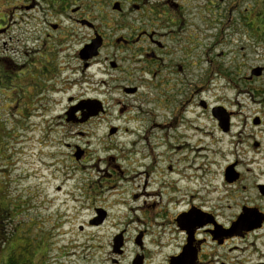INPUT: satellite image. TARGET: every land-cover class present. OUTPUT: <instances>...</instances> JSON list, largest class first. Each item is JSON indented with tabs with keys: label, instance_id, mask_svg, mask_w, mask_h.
<instances>
[{
	"label": "flooded vegetation",
	"instance_id": "1",
	"mask_svg": "<svg viewBox=\"0 0 264 264\" xmlns=\"http://www.w3.org/2000/svg\"><path fill=\"white\" fill-rule=\"evenodd\" d=\"M21 1L32 2V8L40 4ZM19 5L14 6L27 7L24 2ZM238 5V0H192L190 8H184L180 0H52L48 8H58L63 24H50V28L61 31L60 43L69 37L77 49L53 67L52 51H40L51 37L47 33L26 66L10 61L15 72L0 73V79L20 80L25 66L27 75L21 76L27 79L23 84L27 89L23 93L39 111L47 109L49 94L86 82L68 81L69 77L61 75H99L91 85L100 90L115 84L113 89L127 98L126 105L117 102L118 114H126L127 132L130 124L141 123L134 129L138 141L149 143L151 137L158 143L160 139V144L173 142L172 148L182 151V167L166 164L160 168L157 190L149 192L145 180L140 182L139 193L131 195L140 205L130 207L134 217H128V223L143 226L136 230L143 261L147 245L156 252L169 246L161 243L167 235L174 247L166 264L170 258H178V264H264V87H236L237 82L264 80V67L259 75L251 74L255 67L241 78L226 75L227 69L211 58L212 46L204 45L211 21L221 25L216 37L233 21L234 13L241 15L236 22L245 11L256 23L259 12ZM94 43H98L95 56L81 53ZM215 56L220 58L224 52ZM215 77L226 83L214 91L222 95L212 102L207 96L213 93ZM18 85L14 84V91ZM90 102L98 104L96 114L88 115L93 112ZM100 102L97 97H69L59 118L77 126L107 118L108 108ZM72 109L75 112L68 116ZM145 119L150 120L148 127L142 126ZM109 127L119 131V126ZM216 159L225 162L213 169ZM148 173L144 169L138 175L147 177ZM92 190L88 189L91 196ZM166 193V204L177 205L170 221H159L160 215H167L166 207L160 205ZM93 208L100 216L93 217L90 225H96L101 215L103 220L107 216L104 209ZM155 226L158 229H152Z\"/></svg>",
	"mask_w": 264,
	"mask_h": 264
},
{
	"label": "rangeland",
	"instance_id": "2",
	"mask_svg": "<svg viewBox=\"0 0 264 264\" xmlns=\"http://www.w3.org/2000/svg\"><path fill=\"white\" fill-rule=\"evenodd\" d=\"M37 1L40 4L32 8V2L0 0V29L4 30H0V61L5 58L13 64L25 65L34 58V49L40 48L47 33L51 37H47L46 45L40 51L48 48L52 51L49 59L53 67L77 49L69 37L60 43L61 31L50 28V24H63L56 11L58 8L55 11L48 8L52 0ZM230 1L226 0L227 3ZM238 1L239 9L260 10V23L258 19L256 24H259L260 32L263 31L264 0ZM23 2L27 7L14 6L15 3L21 6L19 4ZM191 2L180 0L184 8ZM245 16L249 17L247 22L253 18L244 11L242 20L236 22L241 15L239 12L237 17L234 13L233 21L220 37L216 35L221 25L211 21V28L206 32L210 37L204 42L207 47L212 46L211 58L227 69L224 70L226 75H237L238 78L248 75L252 67H264V36H254L244 22ZM225 19L226 15L222 23ZM68 29L72 31L73 26ZM75 33L76 30L72 35ZM221 51L224 56L217 58L216 53ZM25 66L20 80L0 79V196L5 198L9 194L11 202H18V219L6 226L9 234L13 230L14 238L0 246V264H5L13 245L24 246L23 243H29L31 252L36 253L30 264H130L135 254L141 253L135 240L136 230L143 228L138 222L128 223V217H134L130 207L140 205V201H133L131 195L139 193L140 182L145 180L149 192L157 190L161 181L160 168L166 164L182 167L179 162L182 151H175L173 142L160 144V139L158 143L151 137L149 143L138 141L134 129L141 123L130 124L131 130L127 132L124 128L128 125L126 114L119 115L117 111L120 107L117 102L126 105L127 98L118 89H113L115 84L111 89L101 87L100 90L91 85L99 75H61L69 77L68 81L83 79L86 82L67 85L65 90L49 94L47 109L39 111V106H31L30 99L23 93L27 89L23 85L27 79L21 76L27 75ZM197 78L195 75L196 83ZM225 83L226 80L217 77L212 79L213 93L207 96L210 101L221 97L222 94L215 95L214 91L224 88ZM14 84L23 87L18 85L14 91ZM236 87H264V80L237 82ZM69 97H97L108 108L107 118L79 126L66 124L59 117L67 107ZM109 124L119 126V131L115 129L114 132V127L110 128ZM149 125L148 119L142 123L144 127ZM141 131L140 127L139 133ZM224 162L216 159L213 169H218ZM144 169L149 170L147 177L138 175ZM168 177L163 176L164 181ZM86 187L94 188L93 196ZM168 197V193L161 197L160 205L162 209L166 207L167 215H160L159 221H170L168 218L176 209L177 204H166ZM93 207L107 212L106 218L96 225L89 224L93 217L100 216L94 213ZM14 226L17 227L15 230ZM117 235L122 236V245L114 251ZM161 243L169 246L158 248L157 252L151 245L146 246V259L143 261L142 258V264H166L174 242L165 235Z\"/></svg>",
	"mask_w": 264,
	"mask_h": 264
},
{
	"label": "trees",
	"instance_id": "3",
	"mask_svg": "<svg viewBox=\"0 0 264 264\" xmlns=\"http://www.w3.org/2000/svg\"><path fill=\"white\" fill-rule=\"evenodd\" d=\"M247 9H249V7ZM255 11H257V10H255ZM258 12L260 13V10ZM259 15L261 18V13ZM248 19L249 18H247L245 16L244 22H246V25L249 26L250 31L254 34V36L256 38H257V36H262V34L264 36V30L260 32V30L258 29L259 24L258 25L256 24L257 21H256V23L253 20L247 22L246 20H248ZM259 23H260V19H259ZM256 25H257V27H255ZM1 58L2 57H0V59ZM6 60L7 59H5V61ZM13 69H14V67H12V65L9 64V61H7V63L0 61V73L3 74V72H4V73L10 74L11 72L12 73L15 72ZM8 198H10L9 194H7V196L5 198L1 197L2 201L0 202V246H2L4 243H6L7 242L6 240H8V241L13 240L12 239V237L14 238L13 230L9 234L7 232L6 226L8 224L10 225L12 221L18 219V218H16V216L18 214L17 213V210H18L17 203L18 202L17 203H14L13 201L11 202ZM20 206H23V205H20ZM14 209H16L15 212H14ZM13 228L15 230V228H17V227L14 226ZM27 242H30V241H27ZM23 244H24V246L15 244L10 248V252L6 257L5 264H30L31 263V257L36 255V253L34 254L31 252V250H33V249L29 243L28 244L23 243Z\"/></svg>",
	"mask_w": 264,
	"mask_h": 264
},
{
	"label": "water",
	"instance_id": "4",
	"mask_svg": "<svg viewBox=\"0 0 264 264\" xmlns=\"http://www.w3.org/2000/svg\"><path fill=\"white\" fill-rule=\"evenodd\" d=\"M97 49H98V43L97 44L94 43V44H91V45H88V46L84 47L81 50V53L87 51L88 52V56L91 57V56H95L97 54ZM262 70H263V68L260 67V66L255 67V68H253L251 70V74L252 75H259L262 72ZM89 101H92V100H89ZM87 104L93 110V112L88 113V115L96 114L97 111H98V104L96 102H94V103H91L90 102V103H87ZM72 112H75V109L69 110L67 112V115L70 116V114H72ZM102 220H103V217L101 215L100 218H97V221H95L94 224H99ZM139 238L140 237H137V239H136V243H138V244H139ZM121 245H122V236L121 235H117L114 238V242H113V249H114V251H117ZM177 259L178 258H170L169 264H178L177 263ZM131 264H142V256L136 255L134 257V260H132Z\"/></svg>",
	"mask_w": 264,
	"mask_h": 264
}]
</instances>
